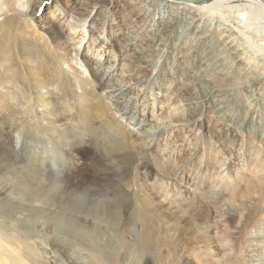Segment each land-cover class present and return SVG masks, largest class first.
Listing matches in <instances>:
<instances>
[{
  "label": "rangeland",
  "instance_id": "rangeland-1",
  "mask_svg": "<svg viewBox=\"0 0 264 264\" xmlns=\"http://www.w3.org/2000/svg\"><path fill=\"white\" fill-rule=\"evenodd\" d=\"M143 3L127 0L32 1V16L38 29L58 27L68 37L70 49L83 52L95 69L101 66V77L108 78V85L118 89L119 104L132 106L127 121L132 118L133 126L150 124L149 133L155 130L163 135L144 144L150 152L156 149V157H142L133 164L134 168L142 163L145 170L138 168V173H132L131 160L124 150L107 152L97 157L98 164L87 161L80 172L83 180L73 184L76 190H67L63 182L44 169L49 166H44L47 158L52 160L51 165L60 166L55 159L62 158L65 152L46 141V137L42 138V134L23 136L24 143H34L33 148L22 145L17 150L12 145L4 146L0 138V264H205L206 258L202 255L207 244L211 245L213 255L218 253L220 242L216 239V231L210 230L206 239L202 233H197L201 227L200 218L211 212L213 205L210 203L216 199L211 191L220 194L216 182H234L237 171L239 176L248 178L249 170L263 169L264 164L259 166V162L264 160V149L252 143L247 150L240 144L228 155L221 152L220 147V139L225 133L213 138L210 136L212 127L207 130L202 125L201 129L204 114L189 119L181 89L186 81L182 69L193 64L188 52L183 53L185 48L192 46L193 35L187 26L181 25L170 36L162 37L159 47L152 48L147 32L150 27L138 25L128 17L137 15L141 9L151 15L163 16L164 13L152 5L144 8ZM88 15L87 28L78 27L79 18ZM123 18L128 19L123 22ZM103 19L106 22L101 28L99 22ZM93 24L103 31H95L90 36ZM208 25L212 29L217 27L218 32L224 31L223 25L216 20ZM118 30H123L126 37L136 36L137 45L129 50L127 57L109 47L112 43L109 38ZM217 38L223 41V36ZM234 44L251 56L252 50L241 36H234ZM254 56L256 65L250 64L246 55L240 60L249 72L248 78L261 80L264 58ZM140 63L144 67L139 68ZM217 65L212 64V67ZM174 78L181 83H175ZM186 83L190 84L186 88L199 89L191 81ZM221 83H217V88L205 87L211 88L213 98L229 104L234 96L226 94L225 90L235 87ZM121 91L126 95L120 94ZM255 91V95L264 97V86ZM250 105L248 103L247 107ZM209 106L205 104L203 108ZM181 118L188 119L186 124L178 123ZM109 137V134L101 136L100 140L95 137L96 140H86L85 144L104 148L108 146L105 140ZM260 137L264 139V129L260 131ZM48 146L53 149L42 153L41 150ZM52 154L55 158H51ZM209 158H215L217 171L209 169L204 173ZM13 164L16 167L10 169ZM31 167L39 169L50 182L44 198L36 202H30L24 192H15L12 185L15 173L28 171ZM71 171L62 170L65 174H71ZM219 171L222 176H218ZM147 172H153L154 177L149 178ZM204 175L207 178L204 189H197L195 185ZM137 182L146 185L156 197L153 205L140 204V196L130 197L128 188L136 189ZM232 192L234 189L227 191L228 194ZM252 195L248 192L237 194L234 200L227 199L223 205L236 207L234 201L250 204ZM185 200L187 207L179 210L178 203ZM261 257L264 259V253Z\"/></svg>",
  "mask_w": 264,
  "mask_h": 264
},
{
  "label": "bare ground",
  "instance_id": "bare-ground-1",
  "mask_svg": "<svg viewBox=\"0 0 264 264\" xmlns=\"http://www.w3.org/2000/svg\"><path fill=\"white\" fill-rule=\"evenodd\" d=\"M32 1L0 0L1 143L7 147L12 145L15 150L22 145L33 148L34 143H24L23 136L26 138L30 134H42V138L46 137V141L49 140L50 144L57 145L65 152L62 158L55 159L60 166L55 163L51 165L52 160L46 157L47 163L44 166H49L44 169L49 170L56 179L63 182L67 190L77 189L73 184L81 183L83 180L80 172L87 161L93 165L98 164L97 157L118 149L127 152L131 160L129 165L132 173H136L138 168L145 170L144 164L139 163L134 168L133 164L142 157H156V149L150 152L149 149L144 148V144L150 139L162 136L163 132L152 130L149 133L150 124L138 123L133 126L130 123L134 121L132 118L127 121L132 106L129 103L119 104L116 94L118 89L108 85V78L101 77V66L95 69L83 52L70 49L68 37L63 35L58 27L38 29L32 16ZM127 1H132L134 4L142 1L145 4L144 8L152 5L163 11L164 15L160 16L154 12V15L146 14L145 10L141 11V9L137 15L128 17L138 25L150 27L147 31L148 39L154 49L162 44V37L170 36L177 27L185 25L191 30L192 46L185 48L183 53L188 52L193 64L182 69V76L199 89L195 91L194 88H186L190 84L186 81L182 83L181 94H183L182 99H185L189 119L193 120L204 114L205 120L201 124V129L202 125L207 130L212 127L210 136L213 138L225 133L220 139V147L221 152L224 151L228 155L232 154L234 148L240 144L245 145L247 150L252 143L264 149V139L260 137V131L264 129V97L255 95L256 88L264 86V70L261 80L248 78L249 72L247 73L243 68L240 60L246 55L249 63L256 65L252 55L255 54L256 58H264V2L260 0H212L199 3L186 0ZM132 8L136 11V6ZM89 18V15L81 16L77 22L78 27L86 29ZM128 18H123V22ZM214 20L223 25L224 31L218 32L217 27L212 29L211 25H208ZM105 22V19L99 22L101 28H104ZM95 31L103 30L93 24L90 36L94 35ZM122 31L118 30L111 35L109 42L112 43L109 47L115 48L127 57L129 50H133L137 45V39L136 36L126 37ZM235 35L241 36L248 49L252 50L251 56H248L245 49L241 50L234 44ZM217 36H223V41L220 42ZM215 63L218 65L213 68L212 64ZM138 66L144 67L141 63ZM174 82L181 83V80L176 78ZM219 82L235 87L233 90H225L226 94L234 96L231 103L224 104L223 99L213 98L211 88L205 87L217 88ZM120 94L126 95V92L121 91ZM248 103L251 104L250 107H247ZM205 104L211 106L204 109ZM253 104L256 105L255 108L252 107ZM187 120L181 118L178 123L186 124ZM257 133L259 136L256 135ZM106 134L110 135L105 140L107 147L98 149L93 144L92 147L85 144L86 140H96L95 137H99L100 140L101 136ZM51 149L52 146L44 147L41 152L47 153ZM53 157L55 158L54 154L51 155V158ZM214 162L215 158L208 159L204 173H208L209 169L217 171ZM263 164L264 160L259 162V166ZM15 167L13 164L10 169ZM32 167L28 171L15 173L16 178L12 185L15 192H24L29 196L30 202H36L44 198L45 189L49 187L50 182L39 169ZM65 168L72 170L71 174L63 173L62 170ZM263 171L264 167L261 170H249L248 178L239 176L237 171L234 182H216L220 194L211 191L216 199L210 203L213 205L211 212L200 218L201 227L197 233H202L206 239L210 236V230L216 231L220 249L218 248V253L213 255L210 251L211 245L207 244L202 255L206 258L205 264H264V259L261 257L264 253ZM219 175L222 176L223 173L219 171ZM147 176L153 178V172H147ZM206 180L204 175L195 187L204 189ZM135 187L136 189L129 186L130 197L140 196V204L146 207L155 203L156 197L148 191L146 185L137 182ZM228 189H234V192L228 194ZM246 192L253 194L250 204L234 201L236 207L228 208L223 205L227 199L230 201L233 197H237V194ZM173 200L175 205L176 195L173 196ZM178 204L179 210L187 207L186 200ZM184 210L189 211V209ZM176 236L178 237L179 233Z\"/></svg>",
  "mask_w": 264,
  "mask_h": 264
},
{
  "label": "water",
  "instance_id": "water-1",
  "mask_svg": "<svg viewBox=\"0 0 264 264\" xmlns=\"http://www.w3.org/2000/svg\"><path fill=\"white\" fill-rule=\"evenodd\" d=\"M173 1H185V0H173ZM189 2L199 3V2H210L212 0H186ZM261 2H264V0H260Z\"/></svg>",
  "mask_w": 264,
  "mask_h": 264
}]
</instances>
